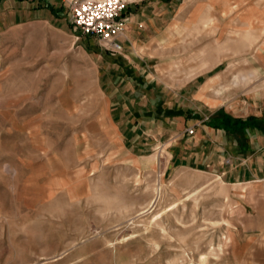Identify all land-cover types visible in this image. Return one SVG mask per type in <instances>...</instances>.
I'll list each match as a JSON object with an SVG mask.
<instances>
[{"label":"rangeland","instance_id":"374dc122","mask_svg":"<svg viewBox=\"0 0 264 264\" xmlns=\"http://www.w3.org/2000/svg\"><path fill=\"white\" fill-rule=\"evenodd\" d=\"M72 2L0 0V264H235L246 187L175 161L184 124L126 133L113 87L128 61L74 29ZM175 58L174 72L191 63ZM240 59L219 67L222 92L258 85ZM245 114L221 131L223 163L253 153Z\"/></svg>","mask_w":264,"mask_h":264},{"label":"crops","instance_id":"0c3cea01","mask_svg":"<svg viewBox=\"0 0 264 264\" xmlns=\"http://www.w3.org/2000/svg\"><path fill=\"white\" fill-rule=\"evenodd\" d=\"M123 14L124 51L118 56L128 61L130 74L127 79L119 75V88L113 87L117 123H127L129 135L167 132L184 124L187 139L174 150L175 161L223 168L219 172L228 182L246 187L236 196L241 215L235 218V237L243 247L232 249L230 256L237 257L235 264H264V144L256 145L264 142V131H258L264 126V0H147ZM180 53L191 63L174 72L170 65ZM238 58L257 64L258 85L255 90L247 85L242 93L233 88L222 92L228 78L218 69ZM158 68L167 69L168 81L160 79ZM237 112L251 116L244 122V136L253 153L223 163L225 139L220 134L239 124L231 118Z\"/></svg>","mask_w":264,"mask_h":264},{"label":"built area","instance_id":"2783aa9c","mask_svg":"<svg viewBox=\"0 0 264 264\" xmlns=\"http://www.w3.org/2000/svg\"><path fill=\"white\" fill-rule=\"evenodd\" d=\"M127 0H74L70 4V20L74 29L83 36L95 38L112 56L124 51L121 37L124 33L122 19L128 7ZM190 135L194 134L189 129Z\"/></svg>","mask_w":264,"mask_h":264}]
</instances>
